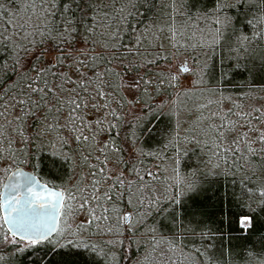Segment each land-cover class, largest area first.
Masks as SVG:
<instances>
[{
    "label": "snow or ice",
    "instance_id": "snow-or-ice-1",
    "mask_svg": "<svg viewBox=\"0 0 264 264\" xmlns=\"http://www.w3.org/2000/svg\"><path fill=\"white\" fill-rule=\"evenodd\" d=\"M137 5L151 12L148 19L139 7L132 13V5L114 0L22 3L24 15L16 12L22 23L8 19L12 31L0 30V57H6L0 59V264H22L29 251L35 264H99L97 257L105 264H173V257L192 255L183 241L195 235L181 218L182 199L195 202L205 183L211 186L213 177L230 170L229 161L232 170L253 175L264 166V128L253 136L248 127L253 113L264 118V104L249 103L254 92H248L243 103L222 107L232 100L224 95L226 77L264 79V0ZM133 15L141 16L137 27ZM163 16L171 23L161 22ZM245 25L255 28L246 34ZM161 60L169 63L162 67ZM182 73L193 80L185 82ZM193 92L203 101L196 108L207 115L200 111L187 121L191 109L180 97ZM90 104L99 110L93 119ZM165 119L171 124L162 128ZM154 130L163 137L155 150L145 147ZM145 155L162 159L172 173L164 179L177 191L165 197L166 207L149 195L159 178L139 168ZM125 156L128 167L121 170ZM257 179L261 198L249 196L247 214H237L245 232L264 227L258 216L264 213V177ZM80 214L85 219L74 226ZM258 239L264 247V234Z\"/></svg>",
    "mask_w": 264,
    "mask_h": 264
},
{
    "label": "trees",
    "instance_id": "trees-1",
    "mask_svg": "<svg viewBox=\"0 0 264 264\" xmlns=\"http://www.w3.org/2000/svg\"><path fill=\"white\" fill-rule=\"evenodd\" d=\"M45 2H47V0H45ZM99 2L101 4L111 5L113 0H99ZM114 2L115 4L124 3L132 5L127 9V11L132 13H135L139 7L137 5V0H114ZM153 2L159 3V0H153ZM165 2H168V0H165ZM103 10L107 11L108 9ZM139 11L144 19H148L151 15V12L144 7H139ZM119 14V12H116L117 16ZM177 16L175 17V20L176 25L179 26L178 24L182 23L183 19L180 20ZM4 18L5 17L2 19L3 25L6 23ZM140 19L141 16L138 15L129 17L130 23L133 27H137ZM32 21H34V24L37 23L36 20ZM161 22L171 23L167 16L161 17ZM112 23L115 24V20H113ZM254 28L255 25H245L244 31L246 34H250ZM166 34L167 31H165V36ZM126 40L127 38L125 37V42ZM5 58L6 57H0V59ZM10 74L11 73L9 72L8 75ZM225 79L226 81L230 80V82L225 83L227 91L224 95L225 97H232V100L225 99V103L237 99H240L241 102H243L242 94H247L248 92H254V98L248 102L251 103V101L254 100L256 102L263 101L264 91H256L258 89H264V79H261L260 75L248 76L237 74L235 76L226 77ZM99 100L101 103L103 102V98H100ZM90 111V113L94 115V118L99 114V110L93 111L91 109ZM170 124V120L165 119L161 127H167L170 126ZM248 127L251 130H258L255 124L249 125ZM162 141L163 137L161 136L160 131L154 130L152 139L145 144V147L155 150L156 145ZM253 159H257V162L259 163L257 157H253ZM124 160L125 162L121 165V170L128 167L127 156H125ZM93 163L98 162L93 161ZM164 165L162 159L147 155H145L138 165L139 168L144 171L151 170L153 174L159 178L157 180L158 182H160L159 180L163 181V193L157 192L156 194V189L154 192L149 193L153 199H155L157 195H160L158 196L160 197V200L157 201V203L161 208L166 207L168 204L165 197L168 195H175L177 191L176 186L174 183H171V180L165 181L164 177L168 175L165 174L166 170L163 169ZM187 166L192 167L193 165L188 164ZM220 167L223 169L225 165L221 164ZM229 168L230 170L228 172L213 177V183L211 186L205 183L204 187L206 191L203 194L196 196L194 198L195 202H193V199H182L178 206L185 213L181 218L184 220L185 224L191 225L195 232V235L189 234V237L183 241L184 250L191 253L193 257L196 258L194 259L195 264H221V261H224L225 264H260V261H264V247L261 246L258 239L261 234H264V227H262L261 224H257L256 229H258V231L253 230L251 232H245L236 222L237 214H247L244 205L247 203L249 196L254 200L261 198L260 193L255 189L261 186L257 177H264V166L257 168L254 175L249 172L232 170L231 161H229ZM181 170L182 174L186 176L187 173L185 169L182 167ZM241 181H243V184ZM166 184L168 185L167 190L165 187ZM245 185L247 188H252L253 191L249 193L247 188H245ZM121 205L125 208H129L124 200H121ZM220 208H223L225 211L221 213ZM149 211H152V209H149ZM258 216L261 222L264 223V213H258ZM156 221L162 223L165 228L170 226L169 221L163 217H156ZM202 230H206L208 234L201 236ZM161 234L166 235L167 232L165 231ZM107 238L109 237H103V239ZM94 239L99 241L101 236L97 235ZM142 251L143 249L140 250V252ZM140 252H133V255L138 257ZM204 253H207V256L209 257L208 260L204 259ZM221 253H223L222 256ZM41 255H43V253H41ZM35 259L36 258L32 257V254L29 251L25 260H22V264H26L27 261H31L32 264H35ZM96 259L99 261V264H105V262L99 257ZM120 264H125L124 260H121Z\"/></svg>",
    "mask_w": 264,
    "mask_h": 264
},
{
    "label": "rangeland",
    "instance_id": "rangeland-1",
    "mask_svg": "<svg viewBox=\"0 0 264 264\" xmlns=\"http://www.w3.org/2000/svg\"><path fill=\"white\" fill-rule=\"evenodd\" d=\"M40 2H41V0H0V5H4V7H0V30H3L5 27H7L9 29V31H12L11 25H8L6 23L3 25V22H2L3 17H5L4 18L5 21L8 20V19H11L13 21V23H15L17 25L22 23L20 17L16 15L17 11H20L21 15H24V11L20 9V4H22V3H28V4L35 3L39 7ZM8 8H12L13 11L12 12H8V10H7ZM37 16L39 17V10H37L35 13L32 14L31 19L32 20H36ZM25 18L27 19L29 17L25 16ZM177 18L180 19V20L183 19L181 16H177ZM32 22H34V21H32ZM166 37H167V34H166ZM164 43L166 44L167 40H164ZM193 59H195V58H193ZM166 63H169V62L163 60V61L160 62V65L163 67ZM172 63H173V70H175V64H174V62H172ZM193 66H194L193 64L189 65V67H193ZM182 78H183V80L185 82H191L193 80V77H192V75L190 73H182ZM193 86L195 88H199L200 87L198 85H193ZM98 99H100V98H98ZM180 100H181L182 103L186 104L188 106V108L191 109L190 112H185V120H187V121L193 120L195 118V116L197 114H199L200 111H205V115H207L206 110H199V109L196 108L197 104L203 102L200 99L198 92H193L190 96L180 97ZM262 100L263 101H258V102H256L254 100V101H251V103H255L257 106H259V105L264 104V97H263ZM222 107L225 108V109L232 108L233 107V102L225 103V101H222ZM91 109H92V107H91V104H90L87 112H89ZM215 110H216L215 107H213V111H215ZM245 110H247V108H245ZM88 118L93 119L94 115L90 114V115H88ZM251 119H252V124L253 125L255 124V126L258 129H260L261 127L264 128V118H261V117H259L258 114L253 113V116L251 117ZM184 126L187 127V124H185ZM244 126H245L244 125V121L241 120L240 121V127H244ZM256 132H257L256 130H251L250 131V135L254 136ZM2 166L3 165L0 164V167H2ZM166 167H167V165H164L163 169H166ZM165 174L168 175V176L172 175L170 170L166 171ZM126 175H127V173H126ZM181 175L184 176L182 174V172H181ZM157 180L155 182L156 194H157V192L158 193L159 192L163 193L164 192V183L161 180H159L160 182H158ZM171 183H173V181H171ZM157 196H160V195H157ZM84 219H85V215L84 214H80V215L76 216L75 217L74 226H75V223H79V222L83 221ZM193 258L196 259L195 257H193V255H191L190 257H188L186 259H183V260H178L176 257H173V264H191V261H192Z\"/></svg>",
    "mask_w": 264,
    "mask_h": 264
},
{
    "label": "flooded vegetation",
    "instance_id": "flooded-vegetation-1",
    "mask_svg": "<svg viewBox=\"0 0 264 264\" xmlns=\"http://www.w3.org/2000/svg\"><path fill=\"white\" fill-rule=\"evenodd\" d=\"M90 112H91V111L87 112V113H88V115H90V114L92 115V113H90ZM89 119H90V118H89ZM148 171H151V170H148Z\"/></svg>",
    "mask_w": 264,
    "mask_h": 264
}]
</instances>
